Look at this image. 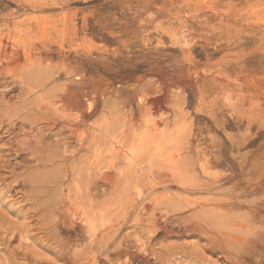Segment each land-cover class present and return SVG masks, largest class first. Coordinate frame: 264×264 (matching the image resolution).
Returning <instances> with one entry per match:
<instances>
[{"label":"rangeland","instance_id":"1","mask_svg":"<svg viewBox=\"0 0 264 264\" xmlns=\"http://www.w3.org/2000/svg\"><path fill=\"white\" fill-rule=\"evenodd\" d=\"M262 21L264 0H0V49L18 52L28 66L14 70L6 63L0 91L17 86L7 99L39 103L31 104L34 113L45 103L40 96L61 108L69 100V113H84L85 122L76 128L85 140L60 124L46 131L44 140L58 161L75 167L85 161L104 176L93 196L94 173L66 182V212L60 214L66 224L59 231L73 239V249L96 250L101 241L105 252L98 264H127L118 259L126 251L133 264H228L218 240H209L210 231L232 237L264 226V99L253 104L251 90L264 91ZM172 27L186 29L196 41L189 47L176 44ZM180 58L187 79L199 69L205 76L203 83L193 78L194 96L197 87L204 88L206 69L235 81L232 98L242 94L240 113L213 114L208 102L205 106L198 94L191 96L192 86L180 88L177 76L173 83L175 75L164 65ZM26 69L41 72L49 86L31 96L21 93L28 86L16 82ZM30 119L27 129L33 125ZM196 154L208 158L209 167L219 173L218 184L201 177ZM9 159L7 171L23 163L17 155ZM166 224L179 232L166 234ZM101 231L104 237L93 235ZM36 249L43 258L64 263L58 253ZM1 256V264H7L8 254Z\"/></svg>","mask_w":264,"mask_h":264},{"label":"bare ground","instance_id":"2","mask_svg":"<svg viewBox=\"0 0 264 264\" xmlns=\"http://www.w3.org/2000/svg\"><path fill=\"white\" fill-rule=\"evenodd\" d=\"M166 16L168 17V15H166ZM179 20H181V19H179ZM157 21H156V23H157ZM252 23H250V24H252ZM262 23H263V21H262ZM168 26H170V25H168ZM257 28H258V25H257ZM168 29H170V28H168ZM171 29H173V27ZM171 29L169 31H171ZM183 29L180 30L177 27L173 29L174 40H175L176 44L182 43L183 45H186L187 47H189L188 45L192 44L196 40H194L195 39L194 37H192V39H190V37L188 36V32H186V29H184L185 31H183ZM171 33H168V35L169 34L172 35ZM170 38H171V36H170ZM261 38H263V37H261ZM187 47H184L185 49H183V50H186ZM262 48H264V46ZM184 55L187 56V54H184ZM9 56L11 57V60H5ZM180 59L179 60L177 59L175 61L173 60L174 61L173 63L171 62V63H168V65L165 64L164 66H166V69H169L171 71V73H174L175 77H173L171 75L173 77L172 78L173 80H174V78H176V76L178 77V79L176 78L177 82H178V80H180L181 83L180 84L177 83V85H179L180 88L184 89V87H186V86H192L191 87L192 90L190 91L191 92L190 94H193L191 96H194V94L196 92L194 90L195 84L193 81L196 80V82H200L201 79L205 76H203L201 78L202 74H200V72H199L200 69H199V70H197L198 74L197 75L195 74L196 76L194 75V77H193V75H192L194 80H193V78L192 79L190 78L191 75L189 76V79H187V77H185L186 71L184 69L185 68L184 67L185 62L183 61L184 56H183V59L182 58H180ZM185 59H186V57H185ZM21 60H22V58H20V54L18 52L12 51L11 53L7 54L6 52H3L0 49V64H1L0 65V74L3 73V71L6 67L5 66L6 63H8V65H13L12 68L14 70H16L19 66H22V68H24L25 66L28 67L27 65H24ZM166 61H165V63H166ZM191 61L190 62L188 61V62H189V65L192 66V64H190V63H192ZM194 68H195V64H194ZM28 70L29 69H26L25 71H28ZM164 71H165V69H164ZM210 71H208L207 69L204 70L203 75L207 76V79H205V82L203 85L204 88H202V84L199 87H197L198 89L196 88L197 94L199 95L198 98H199L200 103L202 102L205 105V102H208L207 104L210 106L209 110L213 114L215 112V113L223 115V117H224V115L226 116L227 114H231V115L236 114L237 115V113L238 112L240 113V110L243 108V107L241 108L242 104L240 105L241 97H243V96L241 94L240 95L241 97L236 96L237 97L236 99L232 98V94L233 93L236 94V91H237L236 88H238V87L235 88L231 84L232 82H235V81L231 80L232 82L231 81L229 82V80L224 79L223 76L220 75L219 73H217V72L214 73V72H212V71L210 72ZM242 74L244 75L245 73H242ZM46 75H45V77H46ZM165 75H166V73H165ZM42 76H43L42 73L37 71L36 69L32 70V71L29 70L28 72H25L22 77L19 78V81H18V83L16 82V84L20 83L21 86L22 85L28 86V89H26V87H23L26 91L22 90L21 93L31 96L34 93L38 92V90H37L38 88L39 89L40 88L46 89V87L49 86L48 82L45 81L47 79H43ZM183 76L186 79V80L184 79L185 81L179 79V78H182ZM236 76H237V74H236ZM258 76H260V75H258ZM52 77H54V76L49 75L48 79H50ZM234 77H233V79H234ZM241 79L242 78H240L239 80H241ZM250 79H249V81L252 82V79L251 80ZM170 80L171 79L169 78V83L171 84L172 83L171 81H173V80H171V81ZM174 82H176V81L174 80L173 83ZM201 82L203 83V81H201ZM251 84L252 83H250V85ZM253 85H254V82H253ZM16 87H11L10 90L7 92L6 91H0V245L2 246V247L0 246V264L3 262V258L1 255H6V254H8V256L5 257V260H8L7 264H16V263H18V264H41V263L56 264V261L54 259H50L48 257L43 258L37 252H35V251H37V249H36L37 245L41 246L42 248H45L46 250L52 251L54 253H58L57 258H59V260H62L64 262L62 264H88L89 261H91V259L94 260L93 264H98L99 263L98 261H100V257L105 252L103 249V245H102L101 241L99 242V246L96 247V250H93L92 246L88 249L75 250L76 248L73 249V247H72L73 246L72 243H74V242H72L73 239L71 240L70 237L69 238H64V236L62 237V235H61L62 232L60 233L59 230H61L60 226L62 227L63 225L66 224L63 219H62V221L60 219V214H63L64 212H66L65 210H63V207H64L63 204L67 202V198L64 197V193H65V190L67 188L66 186H68V185H66V182L70 178H72L73 182L75 180H78V179H79V181L84 180L86 178H89V176L94 173V176H96V178H95L94 182H92L93 184L89 185V190L94 191V193H90L91 196H93L96 192V189L100 185V183L103 182L104 176L101 173L102 170L100 171L97 168H96V170L93 168L94 169L93 170L91 168V165H88V162H85V161H82V163L77 165V167H75V165H71V163H68V162L63 163V162H60L61 160L58 161L57 152L50 150L51 144L45 142V140H44V137L46 135V131L51 132L57 124H60L62 126V129H65V131H69L71 136L76 135L75 138L78 137L79 140L83 142L85 139L81 138L82 131L80 134L79 128H76L77 127L76 125L77 124L81 125V122H85L84 113H82L80 111L81 112L80 114H78V115L76 114L77 116H73L71 113L68 112V110L70 109V102L68 103L69 100H67V104H66V102L63 103L64 108H61L55 102L54 103L49 102L50 100L48 101V97H45V96L44 97L40 96V100L42 102H45V103H41L42 107L39 105V107L42 109L39 111V113L38 112L34 113V109L31 108V104H34L37 106L39 103L38 104L36 102L27 103V101H25V99H24V101H21L22 104L21 103L12 104L7 99V97H6L7 93L14 91ZM261 88H264V87H261ZM254 89H255V87L251 89V90H253V94L251 92L250 93L253 96V100H252L253 104L257 105V104H260V100L264 99L263 98L264 97V91L263 90H254ZM239 91H240V89L238 90V93H239ZM190 94H189V96H190ZM206 94H207V96H206ZM63 96H64V94H63ZM195 96H194V98H195ZM244 96H247V95H244ZM260 97H262V98H260ZM194 98H192V99H194ZM196 99H197V97H196ZM152 101L155 102L154 100H152ZM160 101H161V99H160ZM193 102H195V101H193ZM155 103H157V102H155ZM155 103H154V105H155ZM200 103H199V105H200ZM71 107H72V105H71ZM216 107H219L220 110H218ZM246 107H249V106H246ZM246 107L244 106L245 109H246ZM250 107H251V105H250ZM50 108H52V109H50ZM252 108H254V107H252ZM245 109H243V110H245ZM49 110H53V112L54 111H60L62 113L61 116H62L63 120H59V119H61L60 118L61 116H59L56 113H55V115H58L59 119L54 118L55 115L52 116L51 113L48 114V112H50ZM253 110H255V109H253ZM246 111H248V109ZM262 111L260 110L259 112H262ZM256 112H258L257 108H256ZM41 113H44L45 115L40 116ZM248 113H249V111H248ZM254 113L255 112H253V114ZM253 114L251 115V117L253 116ZM221 115H220V117H221ZM247 116H246V118H248ZM255 116H257V115H255ZM262 116H263V114H261V117ZM30 118H32V119H30ZM26 119H30L31 124H33L30 126L29 129H27V125L29 123L26 121ZM74 119L77 122L74 121ZM256 119L258 120V118H256ZM257 120H255V121H257ZM42 122H44L43 127L42 128L38 127V124L42 123ZM73 122H76V123L74 124ZM60 129H61V127H60ZM20 133H22V134H20ZM21 135H23V137H21ZM77 135H79V136H77ZM236 144H238V143H236ZM96 145H98V144H96ZM45 146H48L49 149ZM195 150H197V148ZM99 151H101V150H99ZM125 152L129 156L131 155L130 151H125ZM197 152H199V150ZM201 153H203V151ZM27 154H29L31 156V158H28ZM203 154H205V152ZM10 155H17L18 157H22L23 163H18V167H19L18 170L16 168H13V169L7 171L8 167L10 166V159H9ZM197 158H198V160L196 163L198 164V166L197 165L196 166L200 169L201 177L205 176L206 181H208V183L209 182L216 183L217 180L215 181V179L219 177V173L214 172L212 170L213 168L211 169L209 167L208 158H206L205 156H202V155H200V156L197 155ZM257 161H261V160L257 159ZM260 164H262V162ZM261 166H263V165H261ZM199 169H197V171ZM262 170L263 169L261 168V171ZM78 175H80L81 177L78 178ZM75 176H76V178H75ZM202 178H204V177H202ZM86 181H88V180H86ZM216 184H218V183H216ZM87 185L88 184H86V186ZM86 186H85V188H87ZM85 190H88V189H85ZM68 216H69V214H68ZM68 219H69V217H68ZM260 222H261V220H259V223ZM259 227L255 228V230L251 229L252 231H249L246 235H242V236L234 235L232 237L226 235L225 233H222L221 231H220L221 236H218L215 232L213 233V231H210L211 234H210L209 240L210 241L213 239L218 240L219 245L217 247H219L221 249V252L223 254V258L225 259L226 262H228V264H264V230H263L264 226H259ZM64 229L68 235V233L70 232L69 226L66 225V228L64 227ZM163 229H164V232L168 235L169 234L173 235L175 232H179V228L177 229V226L174 227V226H170L168 224H166L163 227ZM180 233H181V231H180ZM40 234L42 236L38 237L36 239L37 241L30 242L31 238H33L37 235H40ZM93 235H95L96 237H100V238L104 237L102 231L100 233L95 232V234H93ZM42 237H44V239H41ZM212 237H213V239H212ZM234 243L237 245L235 246ZM77 244L80 245V243H77ZM76 247H78V246H76ZM79 247L82 248L81 246H79ZM175 247L177 249H180L177 246H175ZM215 248L216 247L214 246L213 249H215ZM179 252H180V250H179ZM121 254H119V255H121ZM105 255H107V254H105ZM115 256L116 255H114V257ZM121 258L125 259V262L127 264H133V262H134V258L127 251L124 254V256H121V257L119 256L118 259H121ZM136 258H138V257H136ZM112 259H113V257H112ZM106 260H107V258H106ZM136 260H138V259H136Z\"/></svg>","mask_w":264,"mask_h":264}]
</instances>
